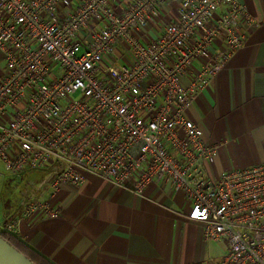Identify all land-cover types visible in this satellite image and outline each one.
<instances>
[{"label":"built area","instance_id":"1","mask_svg":"<svg viewBox=\"0 0 264 264\" xmlns=\"http://www.w3.org/2000/svg\"><path fill=\"white\" fill-rule=\"evenodd\" d=\"M255 25L239 0H0V163L39 174L0 232L57 217L60 187L94 175L137 194L170 187L203 240L225 244L214 264H264V162L211 176L218 145L185 116Z\"/></svg>","mask_w":264,"mask_h":264},{"label":"crops","instance_id":"2","mask_svg":"<svg viewBox=\"0 0 264 264\" xmlns=\"http://www.w3.org/2000/svg\"><path fill=\"white\" fill-rule=\"evenodd\" d=\"M239 1L256 25L185 112L203 140L218 145L205 165L211 176L264 162V0ZM160 12L162 20L177 15L171 3L162 4ZM158 33L156 25L139 36L151 40ZM203 62L195 59L193 68ZM3 65L0 51V69ZM190 75L182 78L183 85ZM9 175L5 182L0 172V224L22 212L19 201L27 177ZM51 200L57 217H25L9 233L24 245L23 252L45 264H214L221 257H210V244L225 251L223 242L203 240L201 224L187 217L188 201L168 186L151 183L137 194L88 175L79 187L62 185Z\"/></svg>","mask_w":264,"mask_h":264},{"label":"water","instance_id":"3","mask_svg":"<svg viewBox=\"0 0 264 264\" xmlns=\"http://www.w3.org/2000/svg\"><path fill=\"white\" fill-rule=\"evenodd\" d=\"M0 264H33L26 256L19 252L0 236Z\"/></svg>","mask_w":264,"mask_h":264},{"label":"rangeland","instance_id":"4","mask_svg":"<svg viewBox=\"0 0 264 264\" xmlns=\"http://www.w3.org/2000/svg\"><path fill=\"white\" fill-rule=\"evenodd\" d=\"M0 172L2 173V175H3V178L5 177V182L7 181V182H10L9 180H7L6 179V175H9V174H7L6 173V171L3 169V166H2V164L0 163ZM30 172H26V173H23L22 175H21V178H25V177H27L26 178V180L27 179H29V177H34V176H32V175H30L29 174ZM36 173V172H35ZM9 176H11V175H9ZM20 177H19V180L22 182L23 180L21 179ZM211 242H215V241H211ZM225 245V244H224ZM223 249H222V246L220 245V244H218V243H211L210 244V257L213 259V258H217V257H222L223 256ZM209 264V263H208Z\"/></svg>","mask_w":264,"mask_h":264},{"label":"trees","instance_id":"5","mask_svg":"<svg viewBox=\"0 0 264 264\" xmlns=\"http://www.w3.org/2000/svg\"><path fill=\"white\" fill-rule=\"evenodd\" d=\"M0 236L3 237L9 244H11L13 247H15L19 252H21L24 256H26L33 264H45L42 261H39L37 259H33L29 254H27L25 251L23 252L24 245L20 244L16 239L11 236L9 233L6 232H0Z\"/></svg>","mask_w":264,"mask_h":264}]
</instances>
